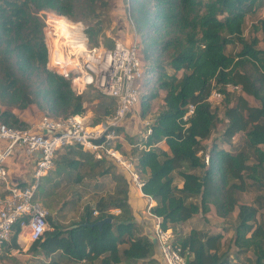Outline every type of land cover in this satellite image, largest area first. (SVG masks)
<instances>
[{
  "label": "trees",
  "instance_id": "obj_1",
  "mask_svg": "<svg viewBox=\"0 0 264 264\" xmlns=\"http://www.w3.org/2000/svg\"><path fill=\"white\" fill-rule=\"evenodd\" d=\"M110 2L0 0L3 122L26 126L15 110L31 106L54 119L87 113L86 95L97 89L77 93L68 78L48 67L45 20L40 12L53 11L82 21L90 45L94 46L99 43L101 16ZM263 8L264 0H129L143 67L166 92L163 106L149 126L151 132L142 138L143 146L137 152L138 167L146 175L142 193L155 201L150 212L161 219L163 229H174L199 214H207L212 206L223 218L238 208L228 242L222 233L199 227H192L177 238L174 244L184 254L188 252L187 264H235V257L247 253H252V264H264V218L258 219L256 204L240 203L238 198L248 184L264 190V45H260L264 43V19L258 17L248 28V18L258 16ZM258 32L261 37L256 35ZM229 46L233 47L231 51ZM213 90L222 95L224 117L210 99ZM248 96L260 104L251 105ZM155 97L157 93L149 96ZM190 104L195 105L194 112L184 119ZM149 107V101L143 99V115ZM115 109L116 101L102 94L92 124L113 115ZM221 122H225L220 135L224 141L242 134L235 151L218 147L216 142L207 149V141L214 140L213 134ZM93 155L79 144L66 143L56 150L54 164L67 170L77 169L81 179L83 158ZM101 160L96 158L94 165ZM108 168L99 174H105ZM116 178L126 182L125 187L101 197L94 208L86 206L79 220L61 225L49 215L50 228L28 250L43 253L50 259L47 264L151 260L156 243L142 234L136 224L128 202L126 178ZM112 208H118L119 213L109 212ZM94 209L98 214L94 215ZM107 216L114 221L102 228L93 225ZM21 232V223H15L12 240L3 255L21 250Z\"/></svg>",
  "mask_w": 264,
  "mask_h": 264
},
{
  "label": "built area",
  "instance_id": "obj_2",
  "mask_svg": "<svg viewBox=\"0 0 264 264\" xmlns=\"http://www.w3.org/2000/svg\"><path fill=\"white\" fill-rule=\"evenodd\" d=\"M55 13V12H54ZM75 26L77 32L68 29L67 35L59 36L56 28L48 22L45 40L48 46V67L56 70L71 81L72 88L77 93H83L92 88L116 101L113 115L106 117L98 124H88L83 116H71L67 119H54L43 116L37 130L29 126H12L0 118V140L7 141V148L0 149V257L13 237V227L20 222L30 243L40 239L50 228L49 210L39 201L35 194L40 180L54 167L56 150L66 143H76L89 150L98 159L109 154L121 161L110 146L116 137V128L127 118L132 109L139 103L137 82L144 75L140 57V41L133 40L130 44L116 39L112 46H106L101 40L97 45H90L86 27L81 21H75L67 16L55 13ZM264 19V8L261 11ZM58 42L64 61L51 54L50 47ZM238 88V86H231ZM222 95L213 90L210 99L221 98ZM195 105L188 106L184 119L194 112ZM80 117V118H78ZM150 120L146 121L147 133L151 132ZM97 139H103L100 144ZM16 146H22L28 153H39L35 162L33 178L28 184H12L9 179L5 160ZM119 152V151H118ZM121 154V152H120ZM122 155V154H121ZM134 180L141 188L143 181H138V174L132 172ZM94 214L98 210L94 209ZM156 245L165 264H187V254L173 242V232L170 228L163 229L160 223L156 226Z\"/></svg>",
  "mask_w": 264,
  "mask_h": 264
},
{
  "label": "rangeland",
  "instance_id": "obj_3",
  "mask_svg": "<svg viewBox=\"0 0 264 264\" xmlns=\"http://www.w3.org/2000/svg\"><path fill=\"white\" fill-rule=\"evenodd\" d=\"M261 11L258 16H250L248 18V28L251 26L252 21L258 17L261 18ZM42 17L46 21L49 17L56 16L53 11H41ZM103 30L99 35V40L106 45L108 42H115L116 39L124 41L126 44H130L133 40L140 38L136 33L134 23L130 17L129 0H111L110 7L105 14L101 16ZM77 21V20H76ZM82 22V21H81ZM83 23V22H82ZM84 24V23H83ZM47 23L45 22V28ZM86 27V25H84ZM259 37L262 36L261 32L256 33ZM99 42V41H98ZM260 45H264L260 42ZM232 46H229V51L232 50ZM144 68V75L137 82V87L140 95L139 106L137 110L135 107L128 114L126 120L116 128V137L111 141L110 146L115 150H118L122 154L121 161L115 157L105 154L98 164H95L96 157H84L83 165L79 168L81 179H78L77 169H64L54 165V167L40 180V187L35 194V200L41 202L50 212L53 221L67 225L70 222L80 219L86 206L95 207L96 202L101 197H108L116 192L119 187H125L126 182L118 181L116 175L124 176L128 185V202L135 215V221L142 234H147L149 237L155 236L156 226L160 223L159 218H156L151 212L150 207L154 204L151 198L144 196L140 191L138 183L134 180L132 172L138 174V181H143L146 176L142 174L138 167V150L143 146L142 138L147 134L148 126L146 121H153L163 106V98L165 90L160 88L156 84L155 77L146 73V67ZM170 72H174L170 70ZM157 93V97L149 98L150 94ZM101 91L90 90L86 95L87 113L80 115L85 117V121L88 124L93 123L96 109L98 108L99 101L102 97ZM149 101L150 107L146 114H142V100ZM222 98H215L211 101L214 105L219 107V113L224 117V107L221 104ZM248 100L251 105H259L260 102L248 96ZM16 111V110H15ZM18 116L26 121L29 127L34 129L38 128V125L44 116L40 110L35 106H31L26 110H17ZM225 122H221L216 131L213 134V139L207 141V149H209L212 143L216 142L218 147H223L230 151H235L242 141V134H237L230 141L226 142L221 138V131ZM264 149V145H261ZM208 151H205L207 154ZM118 157V156H117ZM106 167L108 172L105 174H99ZM177 183H181V179L177 177ZM240 203L256 204L259 208L258 219L264 218V190L253 189L249 184L247 190L238 194ZM118 208L109 209L111 213H119ZM238 208L231 213L227 218H223L217 214L215 206H212L211 210L205 214H199L192 220L178 224L174 229L170 228L173 232V242L177 240L180 235H184L189 232L192 227H199L212 233H222L226 242L232 237L234 232V226L236 223V215ZM95 215V214H94ZM50 225V223H49ZM50 227V226H49ZM23 241L21 250L15 249L10 254H6L0 257V264H47L50 260L45 257L43 253L30 252V241L23 234L20 236ZM252 253L241 254L239 258H234L235 264H252ZM63 262V261H62ZM163 260L159 254V249L156 245L155 255L151 260H141L138 262H131L125 264H162ZM67 264V262H64Z\"/></svg>",
  "mask_w": 264,
  "mask_h": 264
},
{
  "label": "crops",
  "instance_id": "obj_4",
  "mask_svg": "<svg viewBox=\"0 0 264 264\" xmlns=\"http://www.w3.org/2000/svg\"><path fill=\"white\" fill-rule=\"evenodd\" d=\"M138 108L139 106H136L135 110H137ZM15 112L18 114L19 111L16 110ZM6 148H7V141L0 140V149L5 150ZM38 156H39V153L37 152L28 153L24 147L16 146L11 152V154L5 160V166L8 170L10 182L12 184H22V185L28 184V182L32 180L33 178L35 162ZM140 191L142 192L141 188H140ZM151 201L155 203L154 200L151 199ZM23 231L24 230H22L18 238L21 246H22L23 241H21L20 236L23 234ZM24 234L26 235L25 231H24ZM26 238H27V235H26ZM152 238L156 240L155 236H153ZM162 264H165V262L163 261Z\"/></svg>",
  "mask_w": 264,
  "mask_h": 264
},
{
  "label": "bare ground",
  "instance_id": "obj_5",
  "mask_svg": "<svg viewBox=\"0 0 264 264\" xmlns=\"http://www.w3.org/2000/svg\"><path fill=\"white\" fill-rule=\"evenodd\" d=\"M48 22L50 23V25L52 27L56 28V32L59 36L67 35L68 29H70V31L77 34V32L75 30L76 29L75 26L71 25L70 24L71 22L66 21L64 18H59L57 16H53L52 18L49 17ZM50 52H51V54L58 56L59 58H61L64 61H67V62L70 61L69 58L64 57V55L62 54L61 48H60L57 40H56V42L54 41L53 44L51 45ZM78 118H80V117H78ZM115 155L118 156V158L122 156L120 154V152H118V151L115 152Z\"/></svg>",
  "mask_w": 264,
  "mask_h": 264
},
{
  "label": "water",
  "instance_id": "obj_6",
  "mask_svg": "<svg viewBox=\"0 0 264 264\" xmlns=\"http://www.w3.org/2000/svg\"><path fill=\"white\" fill-rule=\"evenodd\" d=\"M103 139H97L95 140L94 142L97 143V144H100L102 142ZM114 220L112 217L110 216H107V217H104L98 221H96L93 225H98L100 228H102V226L105 224V223H112ZM76 226V225H74ZM73 227V226H71ZM69 227V228H71ZM154 242H156V240H154Z\"/></svg>",
  "mask_w": 264,
  "mask_h": 264
}]
</instances>
